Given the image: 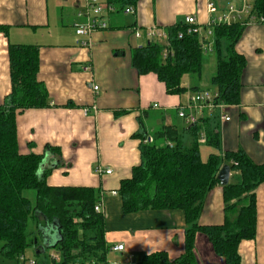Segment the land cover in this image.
I'll return each instance as SVG.
<instances>
[{
  "label": "crops",
  "instance_id": "crops-1",
  "mask_svg": "<svg viewBox=\"0 0 264 264\" xmlns=\"http://www.w3.org/2000/svg\"><path fill=\"white\" fill-rule=\"evenodd\" d=\"M99 1L106 4L105 0ZM209 3L218 7L216 12L211 13ZM242 3L243 0H139L134 13H126L127 7L105 10L103 22L107 28L78 36L75 25L89 18L87 0H0V23L8 27L6 34L0 32V104L11 91L10 43L39 47L38 79L49 92L48 107L18 113L19 151L46 153L47 162L53 157L47 146L57 148L61 164L48 176V184L101 189L110 263L134 264L143 255L159 250L166 251L172 259L184 252L186 223L182 210L125 214L118 190L121 181L130 178L133 167L141 161L142 139L136 134L143 132L146 140L152 141L157 130L171 127L181 131L184 142L189 144V125L179 117L178 109L195 92L211 90L205 85L212 76L205 80L202 73L200 79L183 83L185 93L168 94L155 73L138 74L132 66L134 49L154 40L149 37L150 29H163L190 15L207 34L200 36L212 43L211 20L228 5L240 7ZM244 25L236 44L237 51L247 59L241 102L205 109L201 116L209 117L218 126L221 154L243 149L254 162L262 164L264 22L254 20ZM209 52H213L207 51L210 64L216 67V57ZM223 115L230 119H222ZM107 170L112 172L108 174ZM232 176L231 172L229 182ZM256 195L257 234L239 245L243 264H264V183ZM224 209L223 185L219 182L205 200L199 223L222 224ZM116 244H123L125 251H113L111 247ZM196 253L198 264L222 262L205 235L197 236ZM0 264L18 263L0 253Z\"/></svg>",
  "mask_w": 264,
  "mask_h": 264
},
{
  "label": "trees",
  "instance_id": "trees-1",
  "mask_svg": "<svg viewBox=\"0 0 264 264\" xmlns=\"http://www.w3.org/2000/svg\"><path fill=\"white\" fill-rule=\"evenodd\" d=\"M105 1L118 10L135 7L139 2ZM254 8L259 16H264V0H254ZM191 27L185 21L164 27L167 42L151 40L135 48L132 66L139 75L155 73L168 94L181 95L187 91L184 76L202 77L203 44L210 45L216 57V72L210 79L218 93L215 103L240 104L247 59L237 51L236 44L245 25L241 22L210 24L213 43L191 32ZM7 30L0 23V32L6 34ZM165 50H168L166 56ZM9 63L11 91L0 104V253L18 264H26L20 257H27L29 249H34L38 264H55L49 259L53 250L60 253L61 264L76 261L108 264L110 247L105 240V215L95 210L102 203L101 189L48 184V176L61 164L57 148L47 146L53 153L47 162L46 153L19 151L18 113L49 106V92L38 79L39 47L10 43ZM188 125L189 144L184 142L181 131L171 127L157 130L152 141H146L143 132L136 134L142 139L141 161L133 167L131 177L121 181L118 193L123 212L182 210L186 227L185 248L179 257L172 259L166 251L159 250L143 255L134 264H198V235L208 238L222 261L220 264H243L239 245L257 234L256 191L264 183V163L254 162L243 149L221 154L220 131L209 117L203 116L197 123ZM203 138L215 150L206 160L200 149ZM224 164L231 166L233 175L223 186L224 222L202 225L199 219L205 200L219 183L218 172ZM31 221L38 234L29 231ZM44 233L51 239L46 244ZM44 247V253H36V249Z\"/></svg>",
  "mask_w": 264,
  "mask_h": 264
},
{
  "label": "built area",
  "instance_id": "built-area-1",
  "mask_svg": "<svg viewBox=\"0 0 264 264\" xmlns=\"http://www.w3.org/2000/svg\"><path fill=\"white\" fill-rule=\"evenodd\" d=\"M218 7L214 3H209V10L211 13L216 12ZM87 10L89 14V18L86 22L77 23L74 27L75 32L78 36H85L90 35L93 31L97 29H105L107 28V24L103 22V13L105 10L114 11L115 8L113 6H107L106 4L100 2L99 0H87ZM126 13H134L135 9L134 7H127L125 9ZM258 20L260 22H264V16H259L256 13V10L254 8V0H243L242 5L239 7L235 4L228 5L225 9H223V13L221 15H218L214 17L211 20L210 24L215 23H226L231 24L233 22H241L242 24ZM185 23L191 25L190 31L193 33H199L201 34V27L197 24V19L195 16L190 15L187 16L185 19ZM149 37L154 40H158L161 42H165L168 39V35L163 29H160L158 27H154L149 30ZM137 35L140 36V34L137 32ZM204 40L206 38L204 37ZM83 45H86V43H83ZM203 49L205 52L211 51L210 45L203 44ZM168 50L164 51V55H167ZM98 87L95 86V89ZM218 96V93L216 91L212 90H201L198 92H195L189 99V101L181 105L178 109V115L179 117L183 118L187 124H194L199 121V119L202 117L201 114L205 109L213 110L214 108L220 107L224 108L226 107V104H216L215 98ZM155 107H158V104L154 105ZM222 119L229 120L230 118L228 115H223ZM204 140V138H203ZM148 141V140H146ZM108 174H110L112 171L107 170ZM114 194H117V192H114ZM95 210L97 212H103L102 204H98L95 206ZM113 251L116 252H123L125 251V246L123 244H116L111 247ZM49 259L50 261L54 262L55 264H61L62 258L60 253L53 250L49 253ZM21 262H26V264H38L35 259H27L25 256L20 257ZM71 264H81L80 261H76ZM108 264H118V263H108Z\"/></svg>",
  "mask_w": 264,
  "mask_h": 264
},
{
  "label": "rangeland",
  "instance_id": "rangeland-1",
  "mask_svg": "<svg viewBox=\"0 0 264 264\" xmlns=\"http://www.w3.org/2000/svg\"><path fill=\"white\" fill-rule=\"evenodd\" d=\"M214 1H216V0H214ZM201 33L202 34H205V35H207L205 32H202L201 31ZM202 36V35H201ZM209 38L210 39H212V37H210L209 36ZM212 43H213V41H212ZM209 55L212 57V58H214L215 57V54L214 53H210L209 52ZM208 56V54H207V52H205L204 53V68H203V75H204V79L205 80H208V79H210V77L211 76H213L214 74H215V72H216V67H215V64H210V58L209 57H207ZM196 78L195 77H192V76H190V75H186L184 78H183V83H188V82H190L191 80H195ZM205 87L207 88V87H209L211 90H213L214 91V87L210 84V82L208 81V83H206V85H205ZM200 149H201V151H202V158L204 159V160H206L207 159V157L209 156V154H210V152L212 151H215L214 150V148H212V147H210V146H208L207 144H202L201 143V145H200ZM32 193V192H31ZM32 195V194H31ZM32 222V221H31ZM35 231L36 233L38 232L37 230H36V226H35V223H31L30 225H29V231ZM38 234V233H37ZM0 245H1V243H0ZM32 257H36L35 256V252L33 251V249H29V251L27 252V259H30V258H32Z\"/></svg>",
  "mask_w": 264,
  "mask_h": 264
},
{
  "label": "water",
  "instance_id": "water-1",
  "mask_svg": "<svg viewBox=\"0 0 264 264\" xmlns=\"http://www.w3.org/2000/svg\"><path fill=\"white\" fill-rule=\"evenodd\" d=\"M230 174H231V166L229 164H224L219 172H218V180L221 183V185H227L229 183V178H230ZM44 243L46 244L47 241H51L50 236H46V233H44ZM37 242V240L35 241V243ZM51 245V244H50ZM45 252V247L41 248V250L36 249V253H44Z\"/></svg>",
  "mask_w": 264,
  "mask_h": 264
}]
</instances>
